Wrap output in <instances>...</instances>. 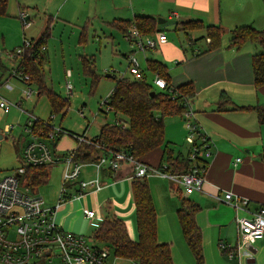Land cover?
<instances>
[{"label": "crops", "instance_id": "1", "mask_svg": "<svg viewBox=\"0 0 264 264\" xmlns=\"http://www.w3.org/2000/svg\"><path fill=\"white\" fill-rule=\"evenodd\" d=\"M108 9L106 14L108 13L113 18L129 19L134 14H148L156 18H165V22L168 19L174 20L173 27L178 21L199 18L205 24H217L222 28L221 45L206 52L201 51L206 48V42L209 39L198 40L188 45L186 39L182 42L178 39L176 31L175 37L165 33L167 40L153 48V52H155L153 58L165 63L170 76V84L173 86L188 81L192 82L194 95L190 104L194 112V120L210 139L212 155L203 188L185 195L199 205L195 218L202 232L206 264H264V236L249 246L251 254L243 252L240 258L229 257L219 246L220 242L234 244L237 240L235 210L221 199L224 192L230 191L248 198L250 210L264 205V124L258 121L257 114L253 110L232 109L234 106L264 103V86L255 87L252 70V54L261 46L247 42L242 47L235 48L228 45L230 37L224 38L226 34H230L231 29L239 25H251L264 30V0H112L111 7ZM20 11L26 12L32 24L33 21L28 11L19 7L18 15ZM20 20L23 24L21 18ZM161 24L159 28L166 30ZM124 34H122L123 37ZM1 36V42L5 47L3 34ZM190 37L196 36L190 35ZM24 38L22 37V39ZM22 39L5 48L12 49L19 46ZM202 41L203 43H201ZM126 42L128 43L127 40ZM128 45L130 46L129 43ZM131 50L130 48L124 53L126 59H128ZM136 52L134 51L135 56ZM136 58L138 59L137 56ZM222 93H225L233 101V104H227L225 109H217L216 101ZM23 99L20 98L18 101L21 102ZM24 110L39 117L32 110ZM9 113L10 110L3 112L0 109V129L3 132L6 124L17 122L18 127L10 130L11 133L16 131L17 135L10 136L12 143L15 141L20 143L25 136L20 125L24 124L26 113L25 116L22 112H17V115L15 112ZM59 126L64 128L60 124ZM85 129L86 127L82 131L83 133ZM10 132L3 133L10 134ZM71 132L73 134H60L61 137L56 146L59 152H65L77 145L76 140L78 139L75 135L82 132ZM184 132L186 131L182 117L165 118V138L167 136L172 138L166 139L169 146L173 147L175 152L185 156L190 145L187 142L183 143ZM179 136H182L181 139ZM2 137L0 134V139ZM64 137H67V140L61 144ZM84 137H86L85 133ZM1 148L2 143L0 142V150ZM236 158H241V160L235 163ZM142 159L151 165L159 164L162 161V147H157L146 153ZM91 166L93 167V165ZM131 172L132 169L128 164H123L117 170H102L100 175L103 187L88 193L96 195L101 192L104 197H110L112 201L108 198L100 207L110 206V211L113 210L112 212L125 220L130 236L135 238L137 232L136 227L133 229V217L131 216L133 213L135 225L134 204L130 190ZM147 180L157 214L158 240L170 245L174 264H194L193 254L183 238L176 214L179 205L176 188L180 186L158 175L148 176ZM91 208L96 210L97 217L93 221L88 220L87 223L84 221V225L94 224V221L103 215L99 206ZM240 212L246 214L244 211ZM84 225L73 224L70 221L69 224L60 226L73 232H83ZM106 264L136 263L109 255Z\"/></svg>", "mask_w": 264, "mask_h": 264}, {"label": "trees", "instance_id": "2", "mask_svg": "<svg viewBox=\"0 0 264 264\" xmlns=\"http://www.w3.org/2000/svg\"><path fill=\"white\" fill-rule=\"evenodd\" d=\"M7 4L8 0H0V15H6ZM105 23L121 34L126 33L133 26L140 35L165 32L164 29L159 28L160 24L157 22V18L148 14H134L129 19L113 18ZM49 24L50 22L47 23L44 33L38 39L28 38L32 45L24 48L13 62L18 69L29 76V83L36 86L37 94L47 97L51 109L50 114H56L65 109L69 101L48 86L45 80L44 57L41 48L44 47ZM173 30L183 31L188 45L200 39H209L206 42V48L201 52L215 49L221 45L222 28L217 24H205L199 18L178 21ZM198 30H202L203 34L191 38L190 33ZM86 36V29L81 30L79 42H85ZM247 42L261 46L252 54L253 81L255 87L258 88L264 86V30L251 25H239L230 30L229 46L240 48ZM194 54L196 55L195 52ZM0 67L3 70L7 69L1 59ZM80 67L82 73L90 78V86L93 90L100 80V74L96 71L93 57L87 54L80 55ZM146 69L165 78L167 86L154 90L153 84L146 81L144 71V76L141 79H135L126 73L119 76L113 74V89L105 98L106 101L104 99V103L110 107L109 111H112L114 120L103 122L100 125L98 133L92 139L94 144L76 140L77 145L74 147L76 160L96 162L99 161L102 154L109 155L115 151L123 150L145 162L142 159L143 155L157 147H162V161L157 166L166 163V170L175 174L189 171L190 161L186 155L175 152L165 138V118L180 116L183 119V114L188 110V103L194 95V86L191 81L177 86L170 84L167 66L159 59L147 58ZM152 90L155 92L153 95L150 94ZM216 103L217 109H225V106L232 105L233 101L225 93H222ZM237 108L255 111L258 121L264 124V103L234 106L232 109ZM48 130L50 128L45 127V132ZM69 132L73 134L71 131ZM79 136H84V133L82 132ZM60 137L61 135H58L57 139L52 141L54 147L57 146ZM50 166L48 164L26 165L22 179L31 189L39 187L48 181ZM130 190L134 204L136 237L130 236L127 224L120 215L110 212V206H104V210L107 212L97 220L92 231V238L99 245L108 247L111 255L117 258L131 260L136 264H174L170 245L160 242L157 238V214L147 177H132ZM176 192L179 201L176 214L183 238L193 254L194 264H206L202 232L195 218L199 205L193 199L185 196L180 187L176 188Z\"/></svg>", "mask_w": 264, "mask_h": 264}, {"label": "built area", "instance_id": "3", "mask_svg": "<svg viewBox=\"0 0 264 264\" xmlns=\"http://www.w3.org/2000/svg\"><path fill=\"white\" fill-rule=\"evenodd\" d=\"M19 17L25 27L31 24L26 12L20 11ZM124 37L132 49L128 54L127 71L133 78L141 79L144 73L134 51L144 52L147 49H153L166 41L167 36L164 31H159L155 35H140L133 26L124 34ZM31 45L30 39L24 38L19 46L4 52L6 58L11 61L10 75L19 77L28 85L22 91L24 99L32 96V84L29 83V76L18 69L13 60L24 48ZM66 74L69 75L70 71L67 70ZM152 84L160 89L167 86L165 78L157 73H153ZM6 86L12 87L8 83ZM66 91L67 93L72 91L71 84H67ZM105 101L103 100V103ZM11 106L21 109V102L13 103L0 95V109L8 112ZM109 109L110 107L106 105V110ZM25 113L27 117L22 127L25 136L21 139L23 163L12 172L0 176V264H106L107 258L111 255L108 247L95 242L92 234L87 237L83 232L63 229L56 220L58 208L67 199L79 198L86 192L97 191L103 187L100 175L102 170H117L123 164H128L132 169L130 177L162 176L177 183L184 195L202 190L206 181V171L212 155L211 143L208 134L194 120L190 103H188V110L183 114L186 129L185 141L190 145L186 154L190 167L188 172L180 174L168 172L166 163H162L161 166L151 165L123 150L109 155L102 154L96 162L78 161L74 158L75 148L59 152L52 145V141L57 139L58 135L71 134L68 130L52 123L51 120L55 114H50L48 119L43 120L31 112ZM79 113L84 116L82 110H79ZM14 127V123L6 124L3 132H10ZM45 127L50 130L45 132ZM75 136L78 141L95 143L84 136ZM240 160L241 158H236L235 163ZM57 163L63 164V182L56 201L48 204L29 186H23L21 182L25 181L22 179V174L25 172L26 165ZM89 165L95 167V175L88 179L80 178L84 167ZM69 188H73L75 194L68 192ZM221 199L235 210L237 240L234 244L220 242L219 246L229 257L240 258L243 252L251 254L249 246L264 236V205L250 210L248 198L230 191L224 192ZM83 215L89 221L97 217L96 210L93 208H83ZM55 256L59 258L57 262L52 260Z\"/></svg>", "mask_w": 264, "mask_h": 264}, {"label": "rangeland", "instance_id": "4", "mask_svg": "<svg viewBox=\"0 0 264 264\" xmlns=\"http://www.w3.org/2000/svg\"><path fill=\"white\" fill-rule=\"evenodd\" d=\"M111 3L112 0H8L6 15H0V53L2 62L7 66L6 70L0 67V95L15 103L20 98H23L22 91L28 87L19 77L10 75L11 61L4 54L5 50H8L5 47L21 41L22 37L38 39L44 33L47 23L50 22L45 46L42 49L45 80L48 86L69 101L67 107L61 112H57L51 121L56 126L60 124L65 129L77 133H81L86 127L85 136L88 137L87 139H93L103 122H112L114 120L112 111L106 110V105L103 103V100L110 94L114 85L113 77L106 76V74L110 73L111 75L119 76L122 73H126L130 75L127 71L128 62L124 55L130 49V46L119 31L105 23L106 20L113 18L108 13L106 14V10L111 7ZM19 7H23L28 11L33 21L31 25L23 26L18 15ZM173 22L174 20L168 19L161 24L166 28L165 33L175 37L177 32L178 39L181 42L185 41L182 31L175 32L173 30ZM85 29L86 41L79 42L80 32ZM2 34L5 40V47H3L1 42ZM202 34L203 31L190 33V35L196 37ZM229 37L230 34H226L224 38ZM154 53L153 49H147L144 53L142 51L136 52L140 67L145 72L146 81L149 83H152L153 74L146 69V57L153 58ZM83 54L93 57L96 71L100 74L99 83L93 90H91L90 78L86 77L81 71L80 55ZM144 54L146 55L145 57ZM67 70L70 71L69 75L66 74ZM6 83L10 84L12 88H8ZM67 84L72 85L70 93L66 91ZM32 88L33 93L30 99L21 101L23 108L19 109L11 106L9 114L15 112L17 115V112H22L25 116L26 110L24 109H29L37 114L40 119L46 120L51 112L48 99L45 95L37 94L34 84H32ZM153 88L154 90L159 89L154 85ZM79 110L83 111L84 116L80 115ZM12 123H14L15 128L18 127L17 122ZM183 125L186 131L184 121ZM21 126L23 127V123H21ZM0 134L3 136L0 139L2 143L0 150V175H5L23 163L21 155L22 143H19V141L12 143L11 136L12 134L13 136L17 135L16 131L5 134L0 129ZM169 137L171 136H167L166 139ZM181 137L179 136V139ZM183 139V143H186L185 136H183ZM65 140H67V137L61 140V144ZM178 147L180 148V145ZM94 169L95 167L91 165L84 167L80 178L88 179L94 176ZM62 172V163L51 165L48 170V181L32 190L38 196L43 197L48 204H53L62 186ZM171 182L174 183L173 181ZM21 183L23 186H28L25 182ZM67 191L75 194L73 188H69ZM108 198L112 201L110 197ZM108 198L104 197L101 192L96 195L86 192L82 197H75L72 200L67 199L57 210V223L67 225L71 221L73 224L84 225V221L87 223L88 220L83 215V208H91L96 205L101 209V213L105 215V212H107L104 210L105 207L101 208L100 206ZM131 216L133 217L132 225L134 229V214L132 213ZM96 221L97 219L94 224L89 225L88 223L84 225L85 229L83 232L87 237L92 234ZM65 230L69 229L65 228ZM110 258L112 257L110 256ZM52 260L57 262L59 258L55 256ZM125 261L127 260L125 259Z\"/></svg>", "mask_w": 264, "mask_h": 264}, {"label": "water", "instance_id": "5", "mask_svg": "<svg viewBox=\"0 0 264 264\" xmlns=\"http://www.w3.org/2000/svg\"><path fill=\"white\" fill-rule=\"evenodd\" d=\"M165 20H166L165 18H161V17H158V18H157V22H158L159 24L164 23ZM106 76H111V77H113L114 75H111L110 73H107ZM154 93H155V92H154L153 90L150 92L151 95H153Z\"/></svg>", "mask_w": 264, "mask_h": 264}]
</instances>
